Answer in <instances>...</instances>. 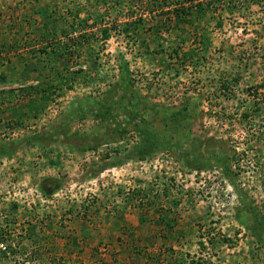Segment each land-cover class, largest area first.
Listing matches in <instances>:
<instances>
[{"label":"rangeland","instance_id":"1","mask_svg":"<svg viewBox=\"0 0 264 264\" xmlns=\"http://www.w3.org/2000/svg\"><path fill=\"white\" fill-rule=\"evenodd\" d=\"M177 1L0 0V264H264V0Z\"/></svg>","mask_w":264,"mask_h":264},{"label":"trees","instance_id":"2","mask_svg":"<svg viewBox=\"0 0 264 264\" xmlns=\"http://www.w3.org/2000/svg\"><path fill=\"white\" fill-rule=\"evenodd\" d=\"M189 3V6H188ZM174 9H172V15L174 16V19H177V21H183V19H185V17H188V15H192L191 13L193 12L192 9L194 10L195 8H200V6H197L198 4H192L191 0H178L177 4ZM196 5V6H195ZM200 11V9H199ZM161 141V139H160ZM158 142V141H157ZM163 142V140L161 141ZM138 153L141 154L140 149H138ZM233 159V156L231 157ZM229 169V168H227ZM232 170H229V172L231 173ZM51 192L48 193H44L45 196H50L53 192L57 190V185L55 183V185H53V187L51 186ZM251 213L255 216V218L259 217V214L257 213V211L255 209H250ZM262 223V222H261ZM262 227H264V224H261Z\"/></svg>","mask_w":264,"mask_h":264}]
</instances>
